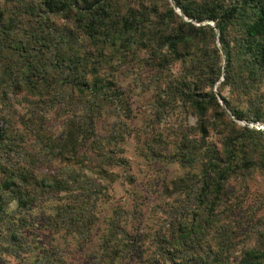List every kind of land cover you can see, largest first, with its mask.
I'll return each instance as SVG.
<instances>
[{
	"label": "trees",
	"instance_id": "trees-1",
	"mask_svg": "<svg viewBox=\"0 0 264 264\" xmlns=\"http://www.w3.org/2000/svg\"><path fill=\"white\" fill-rule=\"evenodd\" d=\"M131 1L0 0V120L7 123L0 127V260L22 257L30 246L27 236L35 226L28 211L44 194L82 189L76 204L58 209L59 216L72 227L77 223L85 237L99 223L93 211L98 192L88 186L93 178L47 167L45 160L50 154L51 161L111 178L120 160L99 150L96 125L120 97L114 73L139 63L150 77L146 87L157 111L181 109L197 119L179 137L173 160L198 173L162 187L178 203L169 211L170 227L155 233L161 261L150 263L264 264V231L254 225V244L244 231L245 240L236 241L233 231L243 223L231 220L249 198L251 184L264 178V131L234 120L264 124V0H143L138 8ZM55 16L68 24L57 25ZM59 103L73 113L62 137L45 132L42 123L43 113ZM24 105L20 130L11 117ZM34 105L41 111L36 121ZM32 133L39 149L30 161L25 147ZM213 134L220 148L211 142ZM35 174L41 178L37 185L31 182ZM195 177L199 183L192 186ZM233 180L242 188L239 198L229 191ZM254 193L251 213L263 228L264 187ZM122 222L119 211L107 220L101 264L135 261L131 236L125 228L119 232ZM236 253L239 259L232 261Z\"/></svg>",
	"mask_w": 264,
	"mask_h": 264
},
{
	"label": "rangeland",
	"instance_id": "rangeland-1",
	"mask_svg": "<svg viewBox=\"0 0 264 264\" xmlns=\"http://www.w3.org/2000/svg\"><path fill=\"white\" fill-rule=\"evenodd\" d=\"M139 2L143 0L131 1L137 8ZM51 20L60 26L68 24L57 16L52 17ZM44 55L47 57L46 54ZM114 75L119 78L120 97L96 125L98 140L102 142L99 150L105 151L107 155L113 154L120 160V166L113 168L111 178L97 175L87 166L82 168L78 164L73 166L62 164L57 160L51 161L50 154L45 160L47 167L62 169L66 174L81 171L89 178H93L94 185L88 184V186L98 192L93 196V201L96 202L93 211L98 216L99 223L90 235L85 237L79 234L77 223L72 227L71 222L63 221V217L59 216L58 209L61 210L63 207L66 209L76 204L75 196L77 193L80 194L82 189L72 194L69 192L52 196L44 194L28 211L29 218L33 222L32 226H35L27 236L30 246H26L22 257L15 258L8 255L5 263L1 259L0 264H101L103 253L99 245L110 232L107 220L116 217L117 211L121 212L123 217L122 224L118 226L119 232L123 234L124 228L126 229V234L131 236L128 239L134 246L133 253L136 254V256L133 255L135 261L130 264H151L150 261L153 259L161 261L156 253L155 233L162 228L170 227L169 211L178 203L175 195L163 190L162 187L172 180L186 176L189 172L198 173L197 170L173 160L179 137L182 136L186 127L195 126L197 119L181 109L169 111L166 114L157 111L158 105L153 92L146 87L150 77L141 64L135 63L123 67ZM223 94L229 96L228 90L226 89ZM16 108L17 111L11 119L17 123L16 127L24 130L21 119L27 114V108L25 105ZM69 108L65 103H59L49 112L43 113L42 123L45 126V132H53L57 137H62L65 123L73 116ZM32 109V117L36 121L41 111L37 105H34ZM78 113H80V105ZM236 122L241 126L264 131V124L261 123ZM29 124L32 126V123ZM6 126L7 123L1 119L0 127ZM160 133L163 134L161 142L157 139ZM210 140L220 148L218 136L213 134ZM38 144L32 133L25 147L26 154L29 155L28 160L37 158ZM39 172H41L40 169ZM196 179L195 177L191 182L192 186L199 183ZM31 182L34 185L39 184L40 174L32 175ZM256 182L257 185H254V182L251 184L249 198L246 199L242 210L231 216L234 224L237 225L238 221L243 223L239 231H233L232 236L237 234L236 241L245 240L246 237L242 236L244 231L252 236V244H254V225L264 231V227L258 226V219L254 221V214L252 215L250 209L256 194L254 188L257 186L262 190L264 178L259 176ZM229 191L234 197L239 198L242 195V188L237 180L230 182ZM80 203L84 205L83 202L80 201ZM86 206L90 207V205ZM16 208L17 204L13 202L11 209ZM223 216L226 217V215ZM224 217H221L222 223H224ZM213 242L216 243L213 239H209L206 243ZM238 259L239 253L234 254L232 261Z\"/></svg>",
	"mask_w": 264,
	"mask_h": 264
},
{
	"label": "water",
	"instance_id": "water-1",
	"mask_svg": "<svg viewBox=\"0 0 264 264\" xmlns=\"http://www.w3.org/2000/svg\"><path fill=\"white\" fill-rule=\"evenodd\" d=\"M171 2H172V4L174 5L173 0H171ZM177 12H178L180 15H183L182 12H181V10H180V8H177ZM184 18H185L186 21L188 20L186 17H184ZM222 80H224V79H222ZM215 92H216V94H217V97L219 98L220 103L223 105V107L226 109V111L231 115L230 111H228L227 107H226L225 104L223 103L222 98H221L220 95L218 94L217 89H215ZM231 116H232V115H231ZM234 119H235L236 121H238V122H241L239 119H236V118H234Z\"/></svg>",
	"mask_w": 264,
	"mask_h": 264
}]
</instances>
